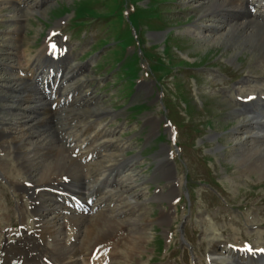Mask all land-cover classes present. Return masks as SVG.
I'll return each instance as SVG.
<instances>
[{"label":"rangeland","instance_id":"374dc122","mask_svg":"<svg viewBox=\"0 0 264 264\" xmlns=\"http://www.w3.org/2000/svg\"><path fill=\"white\" fill-rule=\"evenodd\" d=\"M210 1L45 0L36 7L34 0L28 1L30 7L0 1V131L32 127L33 134L23 139L33 147L34 171L55 160L58 144L71 157L82 143L86 152L96 155L76 172L91 174L89 187L118 169L126 172L118 159L133 160L128 169L136 173L138 185L128 195L133 200L149 197L141 218L148 221V240L132 257L129 235L136 231L119 232L106 245L108 255L117 252L109 264H210L212 240L221 244L214 247L218 261H227L225 247L242 244L241 236L252 244L263 242L264 162L258 165L264 142L254 135L264 133V127L250 126L251 115L235 100L252 89L264 97V50L241 32L229 36L217 11L205 12ZM237 23L243 27L247 21ZM49 34L56 38L45 48L53 43L55 50L57 39L62 40L68 58L65 53L57 56L69 60L74 75L55 92L59 105L42 115L24 111L27 103L18 99L9 74L18 61L38 59ZM54 50L50 61L58 59L52 58ZM21 115L26 119L22 126ZM41 116L45 120L40 124ZM93 134L98 138L90 144L87 139ZM46 142L56 146L54 151L40 146ZM6 143L0 158L7 175L23 179V169L10 151L13 140ZM163 156L157 169L156 158ZM1 171L0 202L7 204L6 212L0 208V228H19L16 206L25 200ZM170 180L176 182L174 198L154 199L160 188L164 193L171 189ZM76 211L81 222L67 226L65 235L72 233L68 237L77 245L81 241L76 232L82 236L84 223L93 220L96 211ZM162 212L168 213L163 222ZM25 220L28 225L30 219Z\"/></svg>","mask_w":264,"mask_h":264},{"label":"bare ground","instance_id":"6f19581e","mask_svg":"<svg viewBox=\"0 0 264 264\" xmlns=\"http://www.w3.org/2000/svg\"><path fill=\"white\" fill-rule=\"evenodd\" d=\"M0 1H2L3 4H11L12 2H14L19 5V3H21L22 7L26 6L27 4H29V7L33 5H30V3L28 2L30 0ZM42 1L40 2V0H34L33 6L36 7L37 5H40V3H43ZM238 2L239 7L237 6ZM250 7L251 6L247 4V0H213L210 1L205 12L217 11V16H221L219 20L224 23V27H227L226 30L228 29V31L226 32L229 34V36L236 35L241 32V35H243V37H249L254 40L255 47L257 49L264 50V0H258L257 4L253 6L255 10L259 11L257 14L255 12L252 13ZM248 17L251 19L247 20ZM237 20L247 21V23L249 22V24L244 23L245 25L241 27L239 25L243 23L238 24ZM217 27L218 26H216V28ZM209 28L213 29V26H210ZM51 37L53 38V35H49L47 40L44 41V45L40 49L41 52L38 51V54L36 53L38 59L36 58L34 62H29V60L32 59L29 58V60L25 62L18 61L20 63H18L17 66H10L11 73L9 74V76L11 75L12 81H14L15 85H17V90L19 92L18 99L20 98L23 103H27V105L25 106L27 108L24 111H41L42 115H45L49 109H53L59 105L58 100H56L54 96L52 97L45 95L43 91H40V89L37 88L38 83L39 85H45L46 82H50V72L54 73V79L58 80L55 90L59 88L61 84L69 82V80L72 79L74 75L71 74V70H68L69 60L64 57L65 55H67V53L64 52L65 48L63 44H61L60 39H57L59 43V46L57 45V49L59 50V52L55 47V50L53 49L54 53L52 54L53 59H58L50 61L49 54H51V51H49V47L46 46L47 48H45V45L49 42V40L51 41ZM57 53L65 54L64 56H57ZM14 57L16 58L20 56L14 55ZM33 58H35V56ZM7 67V69L9 70L8 64ZM45 68H49V72L45 73ZM37 76H41V78H37L38 83H35L33 79ZM74 91L75 90L73 89V93ZM250 92L248 95H239V98L236 99L235 102L239 107H241L244 113L249 114V116L251 115V117L249 118L250 126H255L257 129L263 128V95L261 96V94H259V91H257L256 89H252L250 90ZM50 98H53L52 101L49 100ZM236 110L239 111L238 108ZM24 117L25 116L22 115L20 117L21 121L19 123L21 126L26 121V119H23ZM44 118L45 116L37 118L41 120L38 123L41 124V122L45 120ZM7 129L9 128L2 129L0 131V148L4 150V148L7 147L6 142H10L13 140V146H11L12 149L10 148V151L12 153L14 152V156L18 159V165L23 169V179H16L15 177H11L12 175L9 176L10 174L7 175V166L5 167L0 158V169L2 170L1 175L6 180H8L13 190L15 189L19 191L20 194H22L21 200L25 201L24 203L22 202L23 204H17L16 206L17 216L20 220L19 228H17L18 226L14 227V225L12 224H10V227L4 229L0 228V264H109L110 259L114 258L115 255H117L116 251L111 252V255H108L110 253L109 252L107 254V257H102L100 259H98L99 256L96 255V252L98 253V251H100L101 248L105 247L109 241L116 238L119 232L125 231L126 229H128V231L131 230L130 232H132V229L136 231L134 233H130L129 235L131 242L128 245V251L130 252V256L133 257V255L139 254V250L143 248L144 244L148 240V237L145 233L148 221L141 220V218L143 217V210L145 208L146 202H148L149 200V197H143L139 198L138 200H133V196L128 195V191L134 186L138 185V183L134 182L133 180L136 173L133 172V170L128 169V167L131 166L133 160L125 161L122 158L118 159L117 162H122L121 167L127 168L126 172L124 170L118 169L112 172L110 175H108L107 173L108 176L106 177L101 176L99 177V179H96L94 177L97 180L96 181L94 179V181H96L95 185L97 184V186L89 187L88 185L91 183L87 184V182L89 178H92L91 174L84 171H81L83 173L78 172L80 174H76V172L79 171L77 169L80 167V165L83 166L85 165V162H89L88 160L91 159L90 156L96 157V155H94V152L92 154L90 152V149L88 150L91 154L86 152L85 146L81 142V144L77 148V156H72V153L69 152V156L73 158L66 157V153L65 155L63 154V147L58 146V144L57 150L55 152V157H53L55 160H48L49 162H47V164L42 165L39 169H35L34 171V169L32 168V160H34L32 156L34 154L32 155L30 151L33 147L27 142H24L23 139L24 136L33 134L32 127L26 128L22 126L19 131H9L10 129ZM261 131L264 132V130ZM15 132H20L21 137H14ZM107 132L100 131L99 133H101L103 136ZM254 137L257 141L264 142V133H256ZM96 138H98V136L93 134V136L89 137L87 141L90 144H94L93 139ZM84 139L85 138H83V141ZM65 140L63 142H65ZM75 141L77 142L78 140ZM8 145L10 144L8 143ZM40 146H43V148L44 146H47L48 151L50 152L54 151L56 147L49 144L48 142L41 144ZM106 156L108 158H111L109 155ZM164 158V156L156 158L158 161V164L156 166L157 169H160L161 163L165 161ZM262 158L261 164L258 165L259 167L262 166V163L264 162V156ZM114 160L115 159H112V161ZM108 166L111 165H106V167ZM113 169L114 168H112V170ZM36 170L38 171L36 172ZM101 171H103V168ZM99 172L98 174H100ZM93 174L95 175V173ZM170 181L172 183L170 184L171 189L167 191V193H164L160 188L154 199L162 200L168 198L172 200L174 198L176 192V182H174L175 180ZM114 185L117 187H112ZM72 197L73 199H79V197H81L83 201H87L90 197H96V200L94 199L92 203L94 210H96V215H94L93 220H87L84 223L85 226L83 227V234H81L82 236L79 235V231L76 232V240L79 241L78 239H80L81 241L80 244L77 245L73 243L75 242L74 239L71 238L73 236L68 237V235L72 233H67V237L65 235L67 226L71 225V228H74L75 223L79 224V222H81V215L75 216L76 214L74 215V213H72L74 216L68 215L67 211L69 210H67V206H64L62 204L65 201H70ZM6 204L7 203L5 200L0 202V208L5 210ZM4 212H6V210ZM167 214V212H162L159 217L160 221L163 222L165 217H168ZM26 218L30 219L28 225L25 224L27 223V221L25 220ZM61 234H63V237H58ZM241 238L243 240L242 244L233 246L229 249L225 248L227 261H225L224 257L222 258V260L218 261L219 257L214 255V247L221 244L220 241L218 242V240H212L210 246L211 249L209 250L213 256H211L209 260L210 264H222L223 262L224 264H264V234L261 233L263 242H258L260 244L250 243L245 235L241 236ZM106 258H108L109 261ZM96 259H98L99 261H97Z\"/></svg>","mask_w":264,"mask_h":264},{"label":"snow or ice","instance_id":"6c2138e0","mask_svg":"<svg viewBox=\"0 0 264 264\" xmlns=\"http://www.w3.org/2000/svg\"><path fill=\"white\" fill-rule=\"evenodd\" d=\"M54 47V46H53Z\"/></svg>","mask_w":264,"mask_h":264}]
</instances>
